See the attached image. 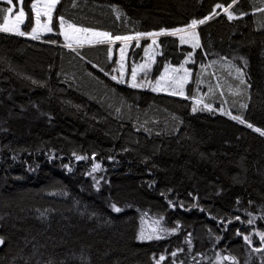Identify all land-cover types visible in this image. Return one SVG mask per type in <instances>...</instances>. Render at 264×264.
<instances>
[{
  "label": "trees",
  "instance_id": "1",
  "mask_svg": "<svg viewBox=\"0 0 264 264\" xmlns=\"http://www.w3.org/2000/svg\"><path fill=\"white\" fill-rule=\"evenodd\" d=\"M230 3L60 0L54 23L122 36L185 27ZM261 9L264 0H236L233 19L199 28L197 60L223 57L244 71L245 124L113 80L107 45L78 53L0 32V264H215L220 255L250 264L264 232V136L247 127L264 130ZM160 44L156 76L192 51L175 36ZM150 217L162 237L141 240Z\"/></svg>",
  "mask_w": 264,
  "mask_h": 264
},
{
  "label": "rangeland",
  "instance_id": "2",
  "mask_svg": "<svg viewBox=\"0 0 264 264\" xmlns=\"http://www.w3.org/2000/svg\"><path fill=\"white\" fill-rule=\"evenodd\" d=\"M1 1L6 2V0H1ZM33 3H37V6L43 9V5L46 3V0H33L30 3V5H32ZM24 4H25V0H23V10L25 12V19L23 23L19 24L18 28L19 31H23L25 33H31L32 27L35 26V13L33 12V18L30 19L28 17V10L25 9ZM11 7L14 8L13 13L7 14L9 16L8 27L10 29L13 28V22L15 21L16 14L20 10V4L17 3V0H13V5H11ZM224 7L226 6H222L220 8L215 7L214 11L209 16H207L211 18L207 19L205 23L221 15H226L228 17V14L224 12ZM54 11L55 9L53 10L52 21L51 24L49 25V27H51L53 30L51 32H48L41 28L38 31L39 39H32L30 35L21 36L18 34L17 31H0V32L10 35L25 37L27 39L38 40V41H46L49 38H56L57 41L55 42H58L60 43L61 46L66 47L78 53L87 47H97V46L107 45L109 49H111V52H109L108 55L110 61H112L111 69H113L110 76L111 77L113 75L117 76V80L115 81L118 82L119 80L122 79L124 81L122 84H128L129 86L132 83L140 84L143 86L136 88H140L144 90H148V89L152 90V87H156L157 91L155 92L166 95H171L169 93L173 89L179 91V85L172 81V77H183L185 75L184 69H180V71L177 73H173L171 69L172 68L179 69L180 65L184 64V61L188 58L187 55L188 53L186 54L181 64L178 65H174L171 63L166 64V66H168L169 68V71L167 73H165L164 71L165 68L158 76L154 75L153 73L155 65L158 61V57L161 54L160 39L164 36L155 37L156 39L155 44L152 43L153 37L147 35L137 37L136 36L137 33L122 35V36L135 37L134 39L129 41L115 40L111 44H98L92 42L94 41L95 38L91 37L89 34L73 33L71 30L67 29V26H65V30L68 31L69 33V39L66 40L64 35L61 34V29L59 27V19L57 24L54 23ZM229 11L230 12L232 11L231 8H229ZM234 17L235 16L233 14V18ZM46 20L47 17L42 15L41 16L42 24ZM4 23L5 21H3V23H1L0 25H3ZM69 23L74 24L72 22ZM204 24L202 25L199 24L196 27V32L198 34L200 44H201V37H200L199 28ZM74 25L77 28H88L97 32H107L112 37H115L110 32L105 30L84 27L76 24ZM55 26H57V28H55ZM168 30L171 31L172 29H168ZM153 32H159V31H153ZM153 32H139V33L146 34ZM175 37L179 39V36H175ZM79 40H83V43L82 44L79 43L78 42ZM68 44H71L72 47L71 48L67 47L66 45ZM142 45H144L142 56L135 58L137 48ZM181 46L184 47L188 46L189 48L192 49L191 44H183ZM121 49H123V54L121 52ZM145 49H147V52H145ZM198 49L200 48L195 49V51H193L192 49L191 60H189L187 64H184V68L190 70L191 72V75L188 77V82L184 84V96H180V95H171V96L181 97V98L187 97L194 103L196 109L205 107V105H211V110L216 113L224 114L225 112H227V113H231V115L241 116L243 119L244 107H241V105H246L247 87H248L245 81V74L243 69L238 67L234 61L223 57L217 59L204 60V61L197 60L196 54ZM122 55L123 58H121ZM133 68H135L136 71L135 80H133L132 78ZM236 68L241 69V71L243 72L244 74L243 79L245 81L244 84L240 83V80L238 78L239 74L236 72ZM121 73H123V76H121ZM162 74L164 75L165 78L160 81L159 85H157L156 80ZM217 85H219V87ZM190 90H192V95H193L192 98L188 97ZM221 93H223V95H221ZM156 221L161 222L162 220L152 217L143 218L140 223L139 237L142 231L144 232L145 235L152 234L154 228L157 229L155 235L162 237V234L159 233V228L161 224L159 223V225H157L155 223ZM155 235L153 236V238H155ZM255 244H262V246L255 245L256 247L255 253L252 254V259L250 260V264H264V254L261 255L257 252L264 250L262 249L264 247V241L260 240V242H257ZM161 257H164V259L161 260L160 259ZM218 257L216 259L215 264H228V259H224L222 255H220L219 258ZM165 259H166V254L159 255V261H161V263Z\"/></svg>",
  "mask_w": 264,
  "mask_h": 264
},
{
  "label": "snow or ice",
  "instance_id": "3",
  "mask_svg": "<svg viewBox=\"0 0 264 264\" xmlns=\"http://www.w3.org/2000/svg\"><path fill=\"white\" fill-rule=\"evenodd\" d=\"M6 2L9 5H13V0H6ZM60 2V0H46V3L43 5V9H41L40 7L37 6V3H33L31 5V9L32 11L35 13V26L32 27L31 29V33H25L23 31H19V24L24 22L25 19V12L23 10V0H17V3L20 4V10L19 12L16 14L15 16V21L13 22V28H9L8 27V21H9V16L7 14H11L13 13L14 8L13 7H7L4 9H0V12L5 13L6 15H4V21L5 23L3 25H0V31H17L19 35L24 36V35H30L32 39H39V35H38V31L42 28L48 32H51L53 29L51 27H49V25L51 24L52 21V15H53V10L56 8L57 4ZM236 0H232V3H230L227 7H224V12L228 14V19L231 20L233 19V13H231L229 11V8L232 7V4L235 3ZM217 8L222 7L221 4H217L216 5ZM115 10V9H114ZM117 11V18H119V11ZM261 11H264V9H261ZM46 16L47 20L42 24L41 22V16ZM211 17H205L203 19L197 20V19H192L190 24H188L186 27H182V28H175L172 29L171 31L167 30V29H161L159 32H153V33H137L136 36H151L153 37L152 43L155 44L156 43V39L155 37L158 36H179V42L181 45L183 44H191V47L193 49V51H195V49L200 48L201 44L199 41V37L198 34L196 32V27L199 24H204L205 21L207 19H210ZM59 27L61 29V34L64 35L65 39L68 40L69 39V33L68 31L65 30V26H67L68 30H71L73 33H84V34H89L91 37H94V43H98V44H111L113 43L115 40H122V41H129L134 39L135 37L133 36H115L112 37L109 33L107 32H97V31H93L92 29H88V28H77L74 24L69 23L68 21L65 20V18L63 16H59ZM53 43H55V41H52ZM79 43H83V40H79ZM67 47H72L71 44L66 45ZM109 52H111V49H109ZM121 52L123 54V49H121ZM145 52H147V49H145ZM188 58L184 61V64H187L189 62V60H191L192 58V53H188ZM123 58V55L122 57ZM184 64L180 65V68H172L171 71L173 73H177L180 71V69H184L185 75L183 77H172V81L174 83H177L179 85V91L173 89L169 94L171 95H180V96H184V84H186L188 82V77L191 75L190 70L185 69L184 68ZM101 71H103V69H101ZM165 73H167L169 71L168 66H165ZM236 72L239 74L238 78L240 80L241 84H244L245 81L243 79V72L241 71V69L236 68ZM107 74V73H106ZM121 76H123V73H121ZM113 80H117V76L113 75L111 77ZM132 78L133 80H135L136 78V71L135 68H133L132 70ZM164 75L162 74L157 80H156V84L159 85L160 81L162 79H164ZM118 82L123 83L124 81L121 79ZM33 83H35V81H33ZM133 88L136 87H141L143 85L140 84H136V83H132L130 85ZM219 87V85H217ZM153 91H157L156 87H152ZM211 91V89H210ZM221 95H223V93H221ZM187 98V97H185ZM241 107H247V105H241ZM205 108L211 110V105H205ZM193 112H195L197 109L195 108V106L193 107ZM224 114L226 115H230L231 119L238 121L241 124H245L246 121L244 119H242L241 116H236V115H231V113H227L225 112ZM247 127L249 128H253L254 131L258 132L261 136H264V130H261L260 128H254L253 125L251 123L247 124ZM75 155V154H74ZM88 157L86 156H76V160H87ZM93 159H95V157L93 156ZM101 168V165L99 163H96L93 165L92 167V172H96L97 170H99ZM113 208L115 211L119 212L121 211L120 208H117L115 205H113ZM237 220H239V217H236ZM253 221L249 220L248 223L251 224ZM157 225H159V221L155 222ZM157 229H153V233L152 234H148L145 235L144 232L142 231L140 234V239L144 240V239H148L151 240L153 239V236L155 235ZM160 231H165L164 229H160ZM173 231H175V229H173ZM239 234V233H238ZM260 239L261 241H264V232L260 233ZM155 238L159 239L160 236L155 235ZM244 240L251 243V239L249 236L245 235ZM219 239V238H217ZM0 243H3L2 240H0ZM259 250V249H257ZM173 256L176 255V253L172 254ZM161 260L164 259V257L160 258ZM227 259V258H225Z\"/></svg>",
  "mask_w": 264,
  "mask_h": 264
},
{
  "label": "water",
  "instance_id": "4",
  "mask_svg": "<svg viewBox=\"0 0 264 264\" xmlns=\"http://www.w3.org/2000/svg\"><path fill=\"white\" fill-rule=\"evenodd\" d=\"M0 240H2L1 238H0ZM2 245V243H0V246Z\"/></svg>",
  "mask_w": 264,
  "mask_h": 264
},
{
  "label": "bare ground",
  "instance_id": "5",
  "mask_svg": "<svg viewBox=\"0 0 264 264\" xmlns=\"http://www.w3.org/2000/svg\"><path fill=\"white\" fill-rule=\"evenodd\" d=\"M202 25V24H201ZM58 30V29H57ZM194 57V56H193Z\"/></svg>",
  "mask_w": 264,
  "mask_h": 264
}]
</instances>
